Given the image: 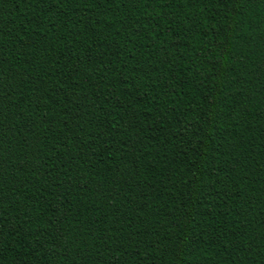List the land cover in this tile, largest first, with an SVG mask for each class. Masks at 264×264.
<instances>
[{
	"label": "trees",
	"instance_id": "trees-1",
	"mask_svg": "<svg viewBox=\"0 0 264 264\" xmlns=\"http://www.w3.org/2000/svg\"><path fill=\"white\" fill-rule=\"evenodd\" d=\"M0 264H264V0H0Z\"/></svg>",
	"mask_w": 264,
	"mask_h": 264
}]
</instances>
